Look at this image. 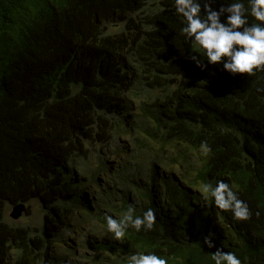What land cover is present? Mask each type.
<instances>
[{
	"label": "trees",
	"instance_id": "16d2710c",
	"mask_svg": "<svg viewBox=\"0 0 264 264\" xmlns=\"http://www.w3.org/2000/svg\"><path fill=\"white\" fill-rule=\"evenodd\" d=\"M180 28L172 0H0V264L8 252L39 264L63 235L78 237L64 264H126L148 250L214 264L201 243L210 231L242 264H264V72L202 70ZM219 179L249 220L201 198ZM33 200L43 228L8 223L6 207ZM129 204L153 208L156 224L120 243L104 213Z\"/></svg>",
	"mask_w": 264,
	"mask_h": 264
},
{
	"label": "clouds",
	"instance_id": "9594fccd",
	"mask_svg": "<svg viewBox=\"0 0 264 264\" xmlns=\"http://www.w3.org/2000/svg\"><path fill=\"white\" fill-rule=\"evenodd\" d=\"M217 3L219 7L214 8L213 5ZM172 5L174 15L181 20L180 34L184 37L185 44L197 49L188 53V58L197 67L203 70L208 65H220L223 71L232 76L239 74L247 78L264 72V0H172ZM256 91L264 93V87H258ZM200 149L202 154L211 151L206 141L201 142ZM200 192L203 200L211 198L218 209L230 212L236 221H247L253 215L247 201L241 199L239 193L226 180L219 179L214 186L211 183H204L200 187ZM164 195L166 194L161 193L159 196L163 198ZM33 201L9 205L5 211L10 209V216L12 208L22 204L25 210L21 215L26 214ZM135 207V204H129L127 211L119 218L104 213L106 233L111 239L124 243L129 229L135 230L136 233L153 230L156 224L155 210L148 207L142 214L137 215ZM39 212L41 224L28 227L33 230L32 233L36 232L35 227L43 228L44 216L40 204ZM256 215L259 216L260 213L257 212ZM92 235L97 239L96 235ZM215 236L216 234L210 231L203 236L201 242L202 247L215 248L210 257L214 264H242L236 252L225 251L222 246H217ZM56 238L58 237L50 239V242ZM63 238L65 240L62 243ZM75 238L78 237L75 235L59 237L60 241L52 245L50 255L46 258L41 257L39 264L56 262L61 264V261L63 264L66 263V259L58 254L68 241ZM10 255L13 264L15 258L11 252H8L5 261ZM5 261L3 264H6ZM126 264H168V258L152 250L133 251L126 255Z\"/></svg>",
	"mask_w": 264,
	"mask_h": 264
},
{
	"label": "rangeland",
	"instance_id": "374dc122",
	"mask_svg": "<svg viewBox=\"0 0 264 264\" xmlns=\"http://www.w3.org/2000/svg\"><path fill=\"white\" fill-rule=\"evenodd\" d=\"M31 206L29 212L26 214L21 215L16 220H12L9 216V210L5 211V217L8 223L19 226L21 229H25L28 227L40 226L41 224V217L39 212V204L35 201L31 202ZM96 237V236H95ZM6 264H12V255L9 256L8 260L5 261Z\"/></svg>",
	"mask_w": 264,
	"mask_h": 264
},
{
	"label": "water",
	"instance_id": "95a60500",
	"mask_svg": "<svg viewBox=\"0 0 264 264\" xmlns=\"http://www.w3.org/2000/svg\"><path fill=\"white\" fill-rule=\"evenodd\" d=\"M25 210V207L24 205L22 204H18V205H15L13 208H12V212L10 214V217L12 219H17L20 217V215L22 214V212Z\"/></svg>",
	"mask_w": 264,
	"mask_h": 264
}]
</instances>
